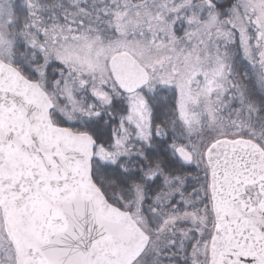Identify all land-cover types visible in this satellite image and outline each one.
<instances>
[{"label": "snow or ice", "instance_id": "1", "mask_svg": "<svg viewBox=\"0 0 264 264\" xmlns=\"http://www.w3.org/2000/svg\"><path fill=\"white\" fill-rule=\"evenodd\" d=\"M0 264H264V0H0Z\"/></svg>", "mask_w": 264, "mask_h": 264}]
</instances>
